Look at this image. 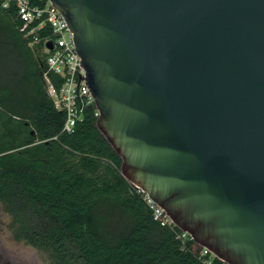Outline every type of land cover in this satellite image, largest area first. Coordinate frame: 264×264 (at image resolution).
<instances>
[{
	"label": "water",
	"instance_id": "obj_1",
	"mask_svg": "<svg viewBox=\"0 0 264 264\" xmlns=\"http://www.w3.org/2000/svg\"><path fill=\"white\" fill-rule=\"evenodd\" d=\"M49 1L122 175L218 259L264 264V0Z\"/></svg>",
	"mask_w": 264,
	"mask_h": 264
},
{
	"label": "trees",
	"instance_id": "obj_2",
	"mask_svg": "<svg viewBox=\"0 0 264 264\" xmlns=\"http://www.w3.org/2000/svg\"><path fill=\"white\" fill-rule=\"evenodd\" d=\"M42 5L46 0H31ZM15 8L0 6V205L16 241L51 264H225L175 225H161L121 173L94 107L72 133L47 92L42 42L29 46ZM49 29L37 31L42 37Z\"/></svg>",
	"mask_w": 264,
	"mask_h": 264
},
{
	"label": "built area",
	"instance_id": "obj_3",
	"mask_svg": "<svg viewBox=\"0 0 264 264\" xmlns=\"http://www.w3.org/2000/svg\"><path fill=\"white\" fill-rule=\"evenodd\" d=\"M11 5L15 8L21 22V31L25 36H31L29 46L33 47L38 42H42L47 71L61 79L56 87L44 73L46 89L53 105L64 114L62 131L72 133L77 124L83 120L84 112L89 106L94 107V116L98 117L99 111L85 83V70L80 65L81 59L75 50L73 34L64 17L49 0L42 5L34 4L31 0H0L2 8ZM46 28L49 29V34L39 37L37 31L46 30ZM48 42L52 45L50 49L46 47ZM144 200L152 210L155 220L161 225H174L165 211L146 193H144ZM187 236L189 234L184 231L178 235L180 238ZM202 249V254L209 253L214 256L208 249L204 247Z\"/></svg>",
	"mask_w": 264,
	"mask_h": 264
},
{
	"label": "rangeland",
	"instance_id": "obj_4",
	"mask_svg": "<svg viewBox=\"0 0 264 264\" xmlns=\"http://www.w3.org/2000/svg\"><path fill=\"white\" fill-rule=\"evenodd\" d=\"M43 51L38 52L35 50L36 56L41 55ZM9 216L3 212L0 205V255L8 258L13 262L21 264H51L46 255L24 243L23 241H16L12 238L8 228Z\"/></svg>",
	"mask_w": 264,
	"mask_h": 264
},
{
	"label": "flooded vegetation",
	"instance_id": "obj_5",
	"mask_svg": "<svg viewBox=\"0 0 264 264\" xmlns=\"http://www.w3.org/2000/svg\"><path fill=\"white\" fill-rule=\"evenodd\" d=\"M0 264H21L19 262H13L12 260H9L8 258H4L2 254L0 255Z\"/></svg>",
	"mask_w": 264,
	"mask_h": 264
}]
</instances>
